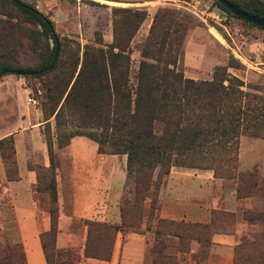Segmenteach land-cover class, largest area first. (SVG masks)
<instances>
[{"label": "trees", "instance_id": "1", "mask_svg": "<svg viewBox=\"0 0 264 264\" xmlns=\"http://www.w3.org/2000/svg\"><path fill=\"white\" fill-rule=\"evenodd\" d=\"M225 1L264 21L263 1ZM0 15L16 20H0V78L32 73L23 77L42 79L46 183L40 185L38 171L34 175L36 191L48 196L49 229L39 235L45 264H74L54 261L53 251L47 252L43 241L48 236L54 248L57 195L48 127L51 118L58 147L72 137H85L95 144L98 155L125 156L131 201L119 205V225L85 221L84 258L108 261L117 233H136L146 225L155 210L159 179L171 167L210 170L214 178L235 181L236 198L250 194L242 192L250 191L256 178L235 174L238 144L243 135L264 139V86L248 87L253 92L243 90L242 82L226 71L238 69L236 61L214 67L210 80L185 78L175 68L186 31L183 17L166 9L155 11L131 76L129 42L146 17L143 10L113 9L111 42L103 44L94 32L96 46L84 45L80 55L78 46L67 49L61 43L50 20L33 7L19 0H0ZM54 51L57 54L51 65ZM17 52L28 63L18 60ZM0 160L5 180L17 181L12 135L0 138ZM247 214L243 213L244 219ZM233 224V213L211 210L204 224L157 219L155 235L207 244L212 234H229ZM0 264H25L20 245L6 246Z\"/></svg>", "mask_w": 264, "mask_h": 264}, {"label": "rangeland", "instance_id": "2", "mask_svg": "<svg viewBox=\"0 0 264 264\" xmlns=\"http://www.w3.org/2000/svg\"><path fill=\"white\" fill-rule=\"evenodd\" d=\"M19 1L46 16L61 43L67 49L78 46L79 55L84 45L96 46L94 32L99 33L103 44L111 42L113 9L145 11V19L129 42L131 76L140 60L139 49L153 14L157 9L173 11L185 20V36L175 66L185 78L210 80L214 67H225L236 61L239 68L226 71L242 82L243 90L253 92L248 87L264 86V29L249 26L224 13L214 5V0ZM0 20L16 21L13 16L6 18L3 15H0ZM48 46L52 47L50 40ZM15 55L22 63H28L20 53ZM41 83L42 79L34 77L5 75L0 78V138L7 135L13 138L17 176L21 178L16 186H11L17 194V206H23L25 189L30 192L36 190L35 171L39 173L40 185L46 183L48 161L44 145L46 122H43L40 110L44 99ZM48 125L56 195L57 185L62 201L65 200L66 189L70 188V194H75L78 199L84 201L88 198L86 202L94 208L91 218L98 214L102 216V221L94 222L119 225L118 207L129 205L132 198L130 181L124 169L125 156L102 155L107 164V178L100 187L95 144L85 137L75 136L58 147L52 118ZM246 138L251 137L243 135L239 139L235 174H252L256 178V185L250 191L242 192H250L248 196L236 198L235 181L214 178L210 170L171 167L168 174L159 179L155 210L146 225L136 233L125 230L115 235L112 251L114 248L116 258L113 264H264V146L256 148L259 156L251 164L245 158ZM27 171L34 175V186L27 187ZM1 174L2 180L6 181L0 160ZM152 180H156V171ZM71 189H76V192ZM38 193L42 196L35 201L48 216L47 193ZM12 204L9 195L3 194L0 188V256L8 245L21 247L18 228L10 210ZM148 204L146 200L145 208ZM211 210L233 213L234 224L229 234H212L207 244L189 238L155 235L157 219L204 224L208 222ZM244 212H248L247 219L243 218ZM161 215L169 218H161ZM116 218L117 223H114ZM87 219L90 218H75L70 222L69 230L73 234L65 249H52L48 236H43L46 251H53L54 261L103 264L101 262L104 261L89 262L82 256L86 234L84 223L92 221ZM84 228L85 234L81 237Z\"/></svg>", "mask_w": 264, "mask_h": 264}, {"label": "crops", "instance_id": "3", "mask_svg": "<svg viewBox=\"0 0 264 264\" xmlns=\"http://www.w3.org/2000/svg\"><path fill=\"white\" fill-rule=\"evenodd\" d=\"M258 146H264V140L253 138L245 139V158L251 164L256 162V158L259 156V153H257L256 149ZM95 160L99 161V183L101 187L102 182H106L105 179L107 178V164L106 160L102 159V155H97L95 157ZM27 172L29 173V185L27 184V187L34 186V175L30 171ZM2 178L3 174L0 175V188L3 190V194L9 195L11 201L14 203L12 204V209L10 208V210L11 214L14 216L15 219V226L18 228L20 244L25 258V264H45L42 249L39 243V235L44 232H47L49 229L48 216L42 210L40 203L35 201L37 199H40L42 194L36 192V190H34V192H30L24 188L25 191L23 192V206H17L15 204L17 194L15 191H13V188L11 186H16L21 181L20 176L18 181L15 182L3 181ZM72 191L76 192V189ZM65 194V200L62 201V198L59 195V187L57 185L58 207L54 247H64V249L68 246V241L70 240L73 234L69 230V224L73 219H82L85 217H89L90 219L87 220L92 221H102L103 219L100 214L96 216L94 215L93 218H91V213L94 208L90 206V203L86 202L88 201V198H86L84 201H82V199H78L75 194H70V188L66 189ZM99 200H101V197ZM101 204L102 203H100V205ZM96 212L100 211L96 210ZM160 217L169 218L163 215H161ZM114 223H117V218ZM84 234L85 228L83 229V235L81 234V237H83ZM115 258L116 256L113 248L109 261H104L101 263L113 264V260ZM84 259L88 260L89 262L98 261L90 258Z\"/></svg>", "mask_w": 264, "mask_h": 264}, {"label": "water", "instance_id": "4", "mask_svg": "<svg viewBox=\"0 0 264 264\" xmlns=\"http://www.w3.org/2000/svg\"><path fill=\"white\" fill-rule=\"evenodd\" d=\"M215 1L218 2L220 5H222L234 17H236V18H238V19H240L242 21L248 22L250 24H253V25L257 26V27H264V21H260V20L254 19V18H252V17H250V16H248L246 14H243V13L237 11L234 7H232L230 4H228L225 0H215ZM56 54H57L56 51H54L53 57H52V59L50 61L51 65H52V63L55 60ZM32 75H33L32 73H26L23 76H32Z\"/></svg>", "mask_w": 264, "mask_h": 264}]
</instances>
